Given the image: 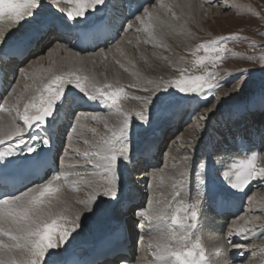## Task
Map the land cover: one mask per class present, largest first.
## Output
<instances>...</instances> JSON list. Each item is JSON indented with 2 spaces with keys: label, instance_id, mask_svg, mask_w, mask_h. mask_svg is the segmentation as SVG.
Returning <instances> with one entry per match:
<instances>
[{
  "label": "bare ground",
  "instance_id": "6f19581e",
  "mask_svg": "<svg viewBox=\"0 0 264 264\" xmlns=\"http://www.w3.org/2000/svg\"><path fill=\"white\" fill-rule=\"evenodd\" d=\"M154 1L146 0V2L150 4L152 2L153 3L152 5L149 4L147 7H145L144 10L147 8L153 15L159 17L160 21L162 22V26L156 27L154 31L160 36L159 45L161 44H166V45L163 46L162 50H156L151 54L145 53L143 55L142 47L144 46L145 43L144 41L148 39V36L145 38L143 37L137 38L141 40L140 42L141 46L139 47L137 45L139 47V51L136 52L138 54L137 58L145 57L144 62L141 64L144 65L146 72H141V70H138L140 76L138 78L134 77L132 73L138 74V72L136 70L132 71L131 67L124 64L122 57L123 54L127 53V50L132 48V47H128L129 44H127V42L132 41L131 36L138 32L139 24L136 18L132 21L133 16L128 18L126 17V19L124 17L121 18V20L129 19L130 21H132V23L130 24L131 28L127 30V32L123 35L121 39L116 40L117 43H115L116 41L115 42L113 41L115 43L114 46H105L104 49L97 50L94 53H77L69 48L66 49L63 47H58L59 44L57 43L58 41L57 38H53V34L48 33L43 38L40 39V42L38 43V48L34 52L33 56L25 60L22 69L23 71H21V73L18 74L14 85L10 89L11 92L2 107V109H6V111L0 110V126L7 127L14 118H17V111L20 112L23 111L24 104L28 102L31 96L33 95L32 85L34 80L36 84H39L41 82L40 80L41 77L46 78V76L49 75V73H46L45 70L48 69L49 66H53V71L56 72H60V73L75 72L76 74L82 77L84 76L88 77L89 79L85 81L86 86L90 85L93 77H95V81L99 85H103L105 82L112 83L116 81L119 82V84L122 83L121 85H119L120 87H125V84H130L132 81L143 84L145 83L147 86H151L152 84L154 85L157 83L159 84L158 77L163 76L164 78H166L167 75L169 74L170 68H172L171 66H169L170 65L169 62L173 59L174 60L180 59L179 58L180 54L178 52H182V40L183 42L186 40L184 36L186 29L192 27L187 24L186 27L182 28V21H185L186 18L189 20L190 19L195 20L197 21L195 23L197 24L200 30L205 29L202 23L205 21L206 15H208L207 13L212 14L213 10H212V6L205 7L204 5H202V3H211L212 0H157V2L165 6L167 5L168 7L169 4L172 3L174 4L172 6L173 12L177 14V16L175 15L176 16L175 19H171V21H168L167 19L163 18V13H165L166 11L163 10L162 8H158V7L156 8V4H154ZM216 1L217 0H215V2ZM107 3L111 5L112 3H117V2L115 0H109ZM67 8L66 6L63 5V3L57 4V3H53L52 0H42L41 6L39 7L38 10H36L37 15L35 16L34 19L28 18L25 22H22L21 25H12L5 18L4 21L0 22V31H3L6 34L4 47L10 46L18 42L19 40L23 39L24 37L30 35L33 32L36 31L39 32L40 29L47 27L49 24L50 26L55 25L56 21H60V19H66L67 22L73 21V20H69L67 16H62L64 11L67 10ZM127 10L130 11V8H127ZM144 10L139 16L141 17L143 16ZM93 13L94 12L89 11L87 13V18L82 19L85 22L87 21L86 25H88L90 21L97 18L98 16L97 11L94 16L92 15ZM214 13L215 16L220 17L219 10L215 11ZM57 14H59V16H57ZM92 16L94 18H92ZM223 17L225 16L223 15ZM9 29L11 30L9 31ZM129 31L132 32L131 34H129L130 36L128 35ZM149 44H153L155 47L157 46L155 43H149ZM53 45H56V47L53 48L49 53L45 54L46 49L52 47ZM167 45L170 47H168ZM118 47H122L123 49L122 51H126V52L120 54V56H116L114 54L112 55V52H114L116 48L118 49ZM100 52H103L104 55L103 56L97 55ZM122 67L125 74L124 72H121L119 70ZM125 69H127V71H125ZM149 81H151V83H149ZM26 85L29 86L28 91H25ZM69 87L71 88V85H69ZM220 95H222V93ZM69 96L73 102H77L76 104L79 105L77 112H75L76 114L79 113V109L84 110L87 108L86 109L87 111L85 113L83 112L85 115H79L77 117L75 124L73 126V128L75 127V131H73L72 128L71 133L68 134L69 135L68 144H67L68 146L66 151L64 152L60 167L61 173L66 172L67 177L62 178L61 181L56 182L57 185L60 186V191L55 195L60 201H62V203L58 205V208L66 209V211L63 212V215L67 217L66 223L74 221L77 214L80 215V221H79L80 226L69 237L68 241L66 242V245L63 248L57 250L61 253L62 259L66 257L68 250L72 249L75 246L76 247L74 249V252L80 254L83 250H86L87 252H91V249L93 250L97 249L98 245L103 244L106 240L112 242L116 241L117 239H119V237L116 236L117 234L115 233V229L118 228L119 226H122L124 232L127 231L129 237L131 235L134 236V233H136L135 229L134 228L132 229L130 225L132 221L135 220L132 218L130 214V211L132 209L130 211L127 210L126 213V211L124 212L122 210V206L130 201L135 200L134 197L132 196H137L136 198L139 199L142 198L145 202L147 197L146 195H149L148 200L150 202L147 205V213L148 216H152L153 219L149 220L146 217V212H145V216L143 217L144 219L142 220V228L145 234L143 243L140 244V240H139L138 243L132 241L131 244L132 246L131 250H133L134 253L137 252L138 253L137 256H135V254L131 258L127 256H122V258L116 260L117 262L113 261L115 262L114 264H119L118 262H120L121 264H166V261L157 259V256L159 255L157 251V245L160 244L161 242H168L171 243L173 247H182V248L190 247L192 244L199 242L200 247L203 249L205 253L207 264H236L242 261V256H237L236 254V250H235L236 247H233V249L232 247H228V245L230 244H232L233 246L236 245L237 243L240 244L242 242L241 239L236 240L233 237L234 235L231 237L229 236V234L231 232L230 229L232 228V225L238 221H241L243 215L237 218V220L232 219L229 221L226 220L225 218L227 216V213H233L234 211L233 208L230 205H228L229 200L227 199V197H231L232 193L235 194L238 191L231 189L229 186V179L233 182L235 181L234 176L236 170L233 167L234 165L231 164L228 165V161L226 160L225 157L229 155L228 154L229 152L231 153L235 151L237 145L236 137L238 136V132L240 131L241 126H244L246 123H248V127L252 128V130L251 132L249 131L246 133L247 138L245 139L244 143L247 144L246 150H248V153L247 155L245 153H240L239 155L240 162L246 160L248 157L251 158L254 150L257 149L255 148L251 150L252 146H260L259 148H261V150L262 148H264V114L258 116L256 114L251 115L249 111L242 112V114L241 113L238 114L237 112H234L233 114H231L230 118L227 119L228 120L227 122H224V120H222L221 123H219V125L215 126L216 128H214L213 131H208L210 129L209 123L214 121L215 115L220 110V109L216 110V112L214 113L212 112V110L214 109L211 108L207 110V113L208 111L209 113L206 116L207 117L206 127H204L203 131H201L199 134H195L194 132L196 131L195 127L197 123L200 121H198L199 119L195 117L196 114L194 115V113H192V117H195L192 121L191 119L189 120V123L193 122L192 125H189V127L186 128L185 133H182L181 136H179L177 140L173 142L176 145L178 144V141L185 140V137L189 135L188 132H190L191 134L194 133L192 137L195 138L192 139V141L196 142L194 146H197L198 149L194 147V150H196L195 151L196 159L193 161L198 162L203 158H209V164L218 163L219 165V167L218 166L214 167L208 173L207 178L211 179V181L207 182V180H205L206 177L203 178V175L204 176L206 175L205 173L203 174L202 171H204V169L205 172L209 170V168L207 169L208 166L204 168L198 164L199 166H196L195 170L197 171L196 174L199 175V177L196 176V174L194 173L192 180L194 179V177H196L195 181L193 182L189 178L187 183H185L186 180L184 178H186V173L184 174L182 173L181 176V172H183L182 167H184L183 165L185 164V162L183 161L181 164L179 163L177 166H173L175 168L168 167L166 166V164L161 169H160L161 165L157 166L160 170L159 171L152 170V172L149 174H143V170H140V168L129 169L130 164H132L133 162L136 163V160L138 162L139 157L141 155H144V152L147 153L148 151L151 150L149 148L144 150L140 149L138 152H133L132 154L128 153L129 159L123 160L121 158V161L119 162L117 198L112 200L100 196L95 206V210L89 212L84 208L83 205H81L78 202L85 201L89 198L90 195H92L94 189L98 186L99 182L102 181V173H99V170L97 169L88 168L90 175L82 176V174H84V170H87V167H89V165H86L85 161L83 163L80 161L83 156L82 152L83 153L87 151L91 152L93 150L92 148L93 143L94 145L96 144L95 142H93V140L88 138L89 133H87L88 127L86 128V122L93 120L96 123V121L99 118L105 122L104 125H101V129L103 130L108 128L114 129L119 127L121 118L114 114H107L106 116H103L101 114V115H96V118L93 119V114L88 112L98 109L97 108L98 105L97 103H95L96 101L89 100L86 96H84L83 93L79 92L78 89H74V88L69 93L68 98ZM194 105L195 106L191 107L192 110L195 109L196 106H198V104L197 105L194 104ZM188 108L191 111L190 105H188ZM13 110L14 112L12 113ZM8 111L11 112L8 113ZM75 113H73V115H75ZM86 116L88 120L83 121V119ZM72 117L73 116L72 114L70 115V113L65 114L64 116L63 115L60 116L59 127H58L59 131L56 134L57 140H59V142L61 141L60 134L63 129L62 123L66 121L73 122ZM174 118L173 119L171 118L172 119L170 121L171 123L170 122L163 123L164 124V125L162 124L163 127L167 129L168 126H170V124L172 125V123L174 122ZM151 124L152 123H150V125L148 126L152 128L153 125ZM207 125H209L208 126L209 129H207ZM145 127L146 126H144L143 124L140 126V128H138L136 125L133 126L130 137L136 138L135 132L138 130L142 131ZM162 128H158L157 130H154L152 128L153 129L152 132L151 130L149 131V133L151 132L154 137V138L151 137L150 138L151 140L149 139L150 145L154 146L157 144L155 139L158 138L157 135H161V132L160 134L157 133L160 130H162ZM51 130H55L54 126L51 128ZM40 131L42 133L46 132V130L43 131L40 130ZM206 132H208L209 135L205 134ZM168 134L169 133L165 135L166 136L165 139L167 140L170 138ZM173 135L176 136L177 133L174 132ZM203 136L204 138L207 139V140L204 139L205 140L204 145H202ZM210 137L211 140L209 141ZM83 140H87L88 143L90 144V146L85 144L86 149H81L79 146V143ZM70 142L73 143L77 142V145H74V147L72 148V153H70V154L76 153L75 156H77V158L74 155H68V152L71 151L68 148L70 146ZM173 148L174 147H172L171 151L174 150ZM214 153L216 154V157H213ZM164 155L166 157L167 154L165 153ZM92 159L94 160L95 158L93 157ZM240 162L235 165L238 166ZM151 167L152 166H150V168ZM70 168L72 170H77V171H82V168L84 170L80 173H76L73 171V174H69L68 169ZM258 168H264V153L260 158ZM224 172L228 173V178L221 180L220 174ZM78 174H80L81 176H79L80 178L76 179L75 177H77ZM150 174H154L153 179H151ZM183 179L185 181H183ZM198 180L202 181L203 183H198L197 182ZM172 185L174 186L172 187ZM137 186L139 187L137 188ZM198 186L201 187L200 189L203 190V193H201V190L198 192ZM222 186L226 188L225 191L224 189H221ZM82 188H84L83 191ZM83 192H86L85 195L87 199L85 198L82 199L83 197L80 196V194H82ZM177 193H179V195H177ZM201 194L205 195V200H208V198H210L211 195L214 194L212 199L223 200L226 206L220 207L218 210H215L214 209L215 205L213 201H210L209 206H207L205 211L204 201L201 208H199L198 206L199 197H201ZM223 194H227V195H223ZM254 197H252L251 199L253 200ZM233 198L238 199L240 197L234 196ZM144 205L145 203L143 204V209H144ZM134 208H138V207H134ZM161 209H163L164 218L163 219L155 218L156 213L158 212V210ZM184 209H188L189 211L185 212ZM192 210H198L196 212L195 220H192L190 218ZM225 210L227 211L222 216V213ZM136 211H138V209ZM218 211H221V214H219L221 217L216 214V212ZM173 216L178 217L177 223L175 224L172 223ZM229 217L230 215L227 216V218ZM148 223H149V227H148L149 231L147 232L146 224ZM255 223H256V219H255ZM193 224L195 225V227L191 226ZM69 226H71L70 223ZM241 234H245V233L244 232L243 233L241 232L240 234L235 233V236L238 235L240 238L243 239ZM191 241L193 243H190ZM146 243L151 244L152 246L151 249H153L152 254L154 256L150 257L151 259L148 258L147 254H142L146 246ZM210 245L211 247L213 245L215 247H213V249H210ZM245 247L247 248V246ZM260 250L264 252V247L260 248ZM259 255L257 254V256Z\"/></svg>",
  "mask_w": 264,
  "mask_h": 264
},
{
  "label": "snow or ice",
  "instance_id": "6c2138e0",
  "mask_svg": "<svg viewBox=\"0 0 264 264\" xmlns=\"http://www.w3.org/2000/svg\"><path fill=\"white\" fill-rule=\"evenodd\" d=\"M52 2L68 4L66 16L69 20L75 21L77 18L86 19L87 13L98 10L97 6L102 5L105 0H52ZM41 4L42 0H0V22L6 18L12 25H21L28 18H35L36 10ZM161 7L164 5L161 4ZM173 18L175 19V14H173ZM136 19L142 25L143 32L148 36L144 42L146 44L155 43L159 46L160 36L154 31L156 27L162 26L159 17L153 15L146 8L143 16H137ZM5 35L3 31H0V51L4 50ZM224 39H235V37L220 38V40ZM220 40L199 45L197 51L203 49L206 55L196 61L197 65L211 61L215 67L217 61L223 60L224 46ZM97 55L103 56L104 53L100 52ZM260 60L264 64V57H261ZM45 71L49 75L46 78L41 77L39 84H36L34 80L33 95L24 104L23 111H17V118H14L7 127L0 126V146L9 140H15L17 143L16 148L11 145L7 148H0V159L16 157L18 151L23 153L26 150L32 155H26L19 161V164L32 169L35 174L40 167L41 156L35 146L26 143L25 133L30 134L29 139H34L36 133L31 132L34 127H38L42 131L46 130L50 118L54 117L59 105L68 99L73 88L78 89L89 100L99 101L107 108L109 114H114L121 119L119 127L109 128L110 135L103 138L98 144L92 145L91 152L83 154L88 158L92 167L102 173V181L99 182L92 195L87 200L78 202L89 212L95 210L100 196L112 200L117 198L118 166L121 158L129 159L128 144L132 127L137 123L144 126L150 125L153 116L152 109L161 101V92L171 96L173 95L171 89L174 88L183 96H203L207 100L216 91L225 87L221 82L212 83L216 78V73L205 71L203 75L188 77L182 74L179 79L172 80L163 86L157 85L155 89L138 88L137 90L151 91L153 95L133 97L142 101L143 106L140 111L135 113V117H132L119 106V101L124 98L123 87L117 86L111 90L113 89L112 84L105 82L103 85H99L95 81V77L92 78L90 85L86 86L85 81L89 79L88 77H82L75 72H56L53 71V66H49ZM243 71L247 72L246 69ZM28 87V85L25 86V91H28ZM132 87L136 86L132 85ZM0 110L6 111V109ZM81 115L85 114L81 113ZM96 115L93 114V119L96 118ZM201 119H207V117H201ZM73 131H75V127ZM93 131L95 130L93 129ZM49 142L46 136L42 139L43 146H47ZM85 143L87 144L88 141L85 140ZM19 145L25 147L19 148ZM233 167L236 168L235 181L229 179V186L233 190L242 191L249 181L256 177L264 179V168H257L254 157L241 161L238 166L234 165ZM223 175L228 178L227 172H224ZM66 177V172L53 173L48 178H41L33 186L14 191H9L7 185H0V264H66L61 258V253L57 250L66 245L69 237L80 226L79 214L74 221L66 223L67 217L63 215L66 209L58 208L62 201L55 195L60 191V186L56 182ZM197 182L203 183L199 180ZM184 211L188 212L189 210L184 209ZM138 215L144 217L145 211L140 210ZM147 218L153 219L152 216ZM155 218H164L163 209L158 210ZM190 218L196 219L195 210L191 211ZM177 220V216L172 217L173 224L177 223ZM191 226L195 227L194 224ZM244 231L245 229L241 228L237 234ZM233 246L241 247L240 245ZM157 251L159 253L157 259L166 261V264H207L205 253L199 242L183 248L173 247L168 242H161L157 245Z\"/></svg>",
  "mask_w": 264,
  "mask_h": 264
},
{
  "label": "rangeland",
  "instance_id": "374dc122",
  "mask_svg": "<svg viewBox=\"0 0 264 264\" xmlns=\"http://www.w3.org/2000/svg\"><path fill=\"white\" fill-rule=\"evenodd\" d=\"M60 3H63V2H60ZM152 3L150 5H152ZM154 4H156V8L157 7L162 8L163 10L166 11L165 13H163L164 19H167L168 21H171V19H174L173 14L175 13L173 12V7H172L174 5L173 3L169 4V7L167 5L166 6L164 5V7H161V3L155 0ZM63 5L66 6V8L69 7V5L66 3H63ZM202 5H204L205 7L212 6L213 13L212 14L207 13L208 15H206L205 21L202 23L205 29L200 30L197 24L195 23L197 22L195 20H191V19L189 20L186 18L185 21H182V28L186 27L187 24L192 27H190L189 29H186L184 36L187 41L185 40L183 42L182 40V52H178L180 54L179 55L180 59L179 60L173 59L169 62L170 64L169 66H171L172 68H170V71L167 77L166 78H164L163 76L158 77L159 84L158 83L154 85L152 84L153 86L152 85L147 86L145 83L143 84V83L134 82V81H132L130 84H125V87H123L124 98H122L119 101V106L126 113L134 117L135 113L142 109L143 105H142V101L136 100L133 97H137L138 95L139 97H146V96L153 95V92L151 91L137 90L138 88L155 89L157 85L163 86L172 80L179 79L182 74L185 77H188V76H193V75H203L205 71L209 73H216L217 74L216 78L215 80L212 81V83L221 82L225 85V87L216 91L215 94L211 95L207 100H205L203 96H196V95L183 96L182 94L178 93L174 88L171 89V91L173 92V95L171 96H168L166 93H163V92L160 93L162 99L157 104V106L152 109L153 116L151 120V123H152L151 125H153L152 128L154 130H157L158 128L163 127L164 125L163 123H169L177 115H178L177 118H179L180 116H183L178 120V124L175 129L176 131L181 130L179 134L177 133L176 139H174L175 141L177 140L179 136H181L182 133H185L186 128L189 127V125L188 126L185 125L184 129L182 128V122L183 123L184 121L186 122L185 118L188 117L190 113L188 105H190V109L192 106H195L194 104L196 105L198 104L196 108L200 107V109L198 108L199 110L196 111V116H195L199 119L198 121H200L197 123L195 127L196 128V131H194L195 134H199L201 131H203L204 127H206L207 119L201 120V117H206L207 114L209 113V111L207 113V110L211 108L214 109L212 110V112L214 113L216 112V110H219V109L220 110L215 115L214 121L209 123L210 129L208 128L209 125H207V129H209L208 131H213L214 128H216L215 126L219 125V123H221L222 120H224V122H227L228 121L227 119H229V116L233 114L234 112L241 113L242 111L245 112L244 110L246 109L250 110L251 112H255L259 107L260 108L264 107V64H262L260 60L261 57H264V0H217L216 2L215 0H212L211 3H202ZM217 10H219L220 17H217L214 15L215 14L214 12ZM175 15L177 16V14ZM223 15L225 17H223ZM57 16H59V14H57ZM62 16H66V11H64ZM138 24H139L138 29H140V31H138L137 33L131 36L132 41L127 42V44H129L128 47H132V48L127 50V53L125 54L123 53L126 51H122L123 50L122 47H118V49L117 48L115 49V51L117 50L116 52L115 51L112 52V55L114 54L116 56H120V54H123L122 57H123L124 64L131 67L132 71L136 70L138 72V74H135V73L133 74L131 72L132 75L137 78L140 76V73L138 70H141V72H146L144 65L141 64L144 62L145 57L137 58L138 54L136 52L139 51V47L141 46L140 45L141 40L137 38L147 37V34L145 32H142L141 30L142 25L140 24L139 21H138ZM131 33L132 32L128 33V35ZM222 37L224 38L235 37V39L220 40V38ZM213 40H220V43L224 46V51L222 53V56L224 57L223 60L217 61L215 67H213L211 61H206L205 64L203 65H197L196 61L206 55L203 49H200L199 51H197L199 45L207 44ZM165 45L166 44H161L159 46H156L157 47L156 48L153 44L144 43V46L142 47L143 48L142 54L143 55L145 53L151 54L155 52L156 50H162L163 46ZM105 56H108V55H105ZM245 69L247 70V72L243 71ZM119 70L121 72H124L123 67ZM107 83H110L113 85V89L111 90H114L115 87L122 84V83L119 84V82L117 81L112 82V83L111 82H107ZM132 85H135L136 87H131ZM221 93L222 95H220ZM97 108H98L97 110L88 112V113L97 114V115L102 114L103 116H106L107 114H109L107 111V108L103 106L102 104H100ZM192 111L193 110L191 109V112ZM9 112L11 111H8V113ZM13 112L14 110L12 111V113ZM195 117H192L191 120H193ZM85 118L83 119V121L88 120L87 116ZM97 121L96 123L93 120L86 122V128L88 127L87 133H89L88 138L93 140V142H95L96 144L101 142L103 138H106L107 136L110 135V132L108 131L109 128L104 129V130L101 129V125H104L105 122L99 118ZM188 123L189 121L187 122V124ZM192 123L193 122H191L190 125H192ZM135 125L138 128H140L142 124L137 123ZM222 125H223V122H222ZM152 128L149 126H146L142 131L138 130L135 132L136 138L130 137V140H129L130 143L128 145L129 154H132L133 152H138L139 150L137 149H141V147L144 146V144L152 136V133H151L153 130ZM93 129L95 131H93ZM150 130L151 132L149 133ZM251 130H252L251 128L248 129V131H251ZM172 132L173 130L167 132V133H170L168 135L169 137L172 134ZM188 133L191 136L189 135L186 136L185 140L178 141V144L176 145L174 144V142L173 144L172 143L169 144V146L173 145L174 150L171 151L172 148L169 149V152L167 153L165 157L166 161L164 159V165L166 164V166L172 167V168H175L173 166H177L179 163L181 164L182 161L185 162V164L183 165L184 167H182L183 172H181V176H182V173L183 174L186 173V178H184L186 181L183 179L185 183H187V181L189 180L188 174L191 175L190 172H192V170H194L196 166H199L202 164L204 165L203 167L205 168L206 166L205 163L208 162L209 164V158H203L202 160H199L198 162L195 161L196 163L193 161L196 159V156H195L196 150H194V147H196V149L198 148L197 146H194L196 142L192 141V139L195 138V137H192L194 133L193 134H191L190 132ZM205 134H208V132H206ZM174 137H175L174 135L173 137L171 135V137L168 140H165L164 138V141L167 144L168 142H170L171 138H174ZM204 139L207 140L203 136L202 143L205 142ZM210 140H211V137L209 141ZM81 142L79 143V146L81 149H86V145L90 146L89 143L87 144L85 143V140ZM165 142H163L162 144L163 146L166 145ZM74 145H77V142L73 143L72 145L68 147L69 150H71L70 152H68V155L75 156L76 153L70 154L72 153V148L74 147ZM84 153L82 152V154ZM263 153H264V148L256 152L257 157L255 159V163H256L257 168L259 166L260 158L263 155ZM253 155L254 153L252 154L251 158L253 157ZM75 157L77 158V156ZM80 161L82 163L85 161L86 165H89V167H87V170H84L82 168V171L84 170V174H82V176H89L90 173L88 170L92 169L93 167L89 163L88 158L84 157L83 155ZM164 165H161L160 169ZM73 171L76 173L82 172V171H77V170H73ZM223 174L224 173L220 174L221 180L225 179ZM79 176L81 175L78 174V176L75 178L78 179L80 178ZM150 177L151 179H153L154 174H150ZM189 177L191 181L193 182L195 181L196 177H194L193 180L191 176ZM251 181H255L254 182L255 188L253 189L254 191H252L250 198L254 196L255 197L253 198V200L250 198L249 200H247L248 202H247V206L245 209L246 213L244 214V216H242L241 221L234 223L233 224L234 227L232 225L233 229L232 228H231L232 230L230 229L231 232L229 236L232 237L234 235L233 237L236 240L241 239L242 242L240 244L238 243L237 244L242 245V246H247V248H250L252 251L249 250V253H248L249 255L248 254L247 256L243 255L244 258L243 256L242 258L244 260L236 264H241V263L242 264H264V258H263L264 254H262L264 252L260 250V248L264 247V230H263L264 229V179L256 177L254 179H251ZM173 186L174 185H172V187ZM138 187L139 186H137V188ZM221 189H224V191L226 190V188L223 186L221 187ZM83 190L84 188H82V191ZM85 194L86 192H83L82 194H80V196L83 197L82 199L84 198L87 199ZM148 199H149V195H147V199H146V208H145L146 217H148L147 205L150 202ZM255 219H256V223H255ZM241 228L245 229L244 231L245 234H241L243 239L240 238L238 235L235 236V233H238ZM255 228L256 230H258L256 231L257 236H254V232H250V230H253ZM246 230L247 232L249 230V234H247V236H246ZM260 231H262V233H260ZM148 243H146V246L142 254H147L148 258L151 259L150 257L154 256L152 254L153 249H151L152 247L151 244H148ZM213 247L215 246L213 245L211 247L210 245V249H213ZM228 247H232L233 249L234 246L228 245ZM240 248L247 249L246 247L245 248L240 247ZM243 254H245V252H243ZM257 254L258 255L260 254V255L257 256ZM245 256H246V260H245Z\"/></svg>",
  "mask_w": 264,
  "mask_h": 264
},
{
  "label": "water",
  "instance_id": "95a60500",
  "mask_svg": "<svg viewBox=\"0 0 264 264\" xmlns=\"http://www.w3.org/2000/svg\"><path fill=\"white\" fill-rule=\"evenodd\" d=\"M16 43H17V42H16ZM16 43H14V44H16ZM14 44H13V45H14Z\"/></svg>",
  "mask_w": 264,
  "mask_h": 264
}]
</instances>
